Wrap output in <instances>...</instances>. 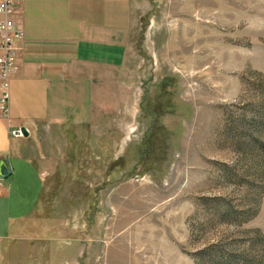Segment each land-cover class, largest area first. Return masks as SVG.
<instances>
[{
    "label": "rangeland",
    "instance_id": "1",
    "mask_svg": "<svg viewBox=\"0 0 264 264\" xmlns=\"http://www.w3.org/2000/svg\"><path fill=\"white\" fill-rule=\"evenodd\" d=\"M143 3L126 140L96 121L83 159L70 136L51 146L62 174L43 200L64 245L46 263L264 264V0ZM154 124L164 142L150 158Z\"/></svg>",
    "mask_w": 264,
    "mask_h": 264
},
{
    "label": "crops",
    "instance_id": "2",
    "mask_svg": "<svg viewBox=\"0 0 264 264\" xmlns=\"http://www.w3.org/2000/svg\"><path fill=\"white\" fill-rule=\"evenodd\" d=\"M143 4L22 0L18 6L26 39L11 82L10 119L0 120V163L12 170L0 181V264H47V251L64 245L62 216L47 215L43 200L50 177L62 174L53 164L62 154L52 144L70 136V156L83 159L93 150L96 121L113 133L122 127L118 143L126 140L129 54ZM23 129L29 137L13 136Z\"/></svg>",
    "mask_w": 264,
    "mask_h": 264
},
{
    "label": "built area",
    "instance_id": "3",
    "mask_svg": "<svg viewBox=\"0 0 264 264\" xmlns=\"http://www.w3.org/2000/svg\"><path fill=\"white\" fill-rule=\"evenodd\" d=\"M20 4L22 0H0V120L10 119L11 82L20 73L18 53L26 39L15 18ZM13 136L25 138L22 130Z\"/></svg>",
    "mask_w": 264,
    "mask_h": 264
},
{
    "label": "trees",
    "instance_id": "4",
    "mask_svg": "<svg viewBox=\"0 0 264 264\" xmlns=\"http://www.w3.org/2000/svg\"><path fill=\"white\" fill-rule=\"evenodd\" d=\"M163 106H161V109L163 110ZM175 106L171 104V101L168 99L166 103V109L168 112H174ZM153 115H156L155 112H151ZM161 130V131H160ZM165 132V129L163 127H156V124L153 125L150 129L151 135L148 136L149 140H147L146 144L143 146V156H149L151 158L152 152H155L158 150L159 145H161L164 141L162 140L163 134Z\"/></svg>",
    "mask_w": 264,
    "mask_h": 264
},
{
    "label": "water",
    "instance_id": "5",
    "mask_svg": "<svg viewBox=\"0 0 264 264\" xmlns=\"http://www.w3.org/2000/svg\"><path fill=\"white\" fill-rule=\"evenodd\" d=\"M24 136L27 138L29 137V133L27 132L26 129L22 130ZM12 176V170L10 165L6 163H0V180H7Z\"/></svg>",
    "mask_w": 264,
    "mask_h": 264
}]
</instances>
